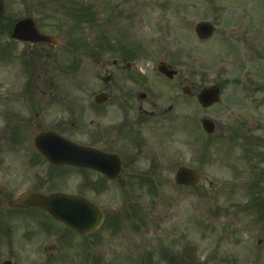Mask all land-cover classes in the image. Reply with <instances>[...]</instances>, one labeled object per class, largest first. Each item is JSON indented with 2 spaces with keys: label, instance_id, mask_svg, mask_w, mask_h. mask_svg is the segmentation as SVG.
Instances as JSON below:
<instances>
[{
  "label": "rangeland",
  "instance_id": "1",
  "mask_svg": "<svg viewBox=\"0 0 264 264\" xmlns=\"http://www.w3.org/2000/svg\"><path fill=\"white\" fill-rule=\"evenodd\" d=\"M114 1L119 15L135 21L137 40L147 36L146 59L139 61L146 74H155L160 61L179 72L168 85L156 78L158 89L167 93L168 86H174L176 96L184 85L197 94L204 86L220 85L221 102L203 109L196 94L171 100L158 93L160 98L149 99L147 110L153 100L155 112L160 109L162 114L170 105L174 112L141 127L147 152L119 182L106 184L95 198L111 217L90 240L96 243L93 253L101 252L103 259H85L81 256L86 252L69 248L58 254L60 259H39L30 248L14 247L19 253L17 264H140V259L143 264H264V0ZM104 5L110 4L104 2L102 10ZM25 11L15 1L7 17L24 18ZM51 17L44 15L38 21L56 34L58 17ZM201 21L217 25L213 39L201 41L196 36L195 25ZM103 25L106 28L105 19ZM111 42L116 45L119 38ZM96 67L87 60L82 94L98 91L99 80L89 71ZM201 118L216 122L213 136L203 131ZM154 121L159 122V142H153ZM179 166L200 171L202 183L197 188L176 186L174 173ZM140 175L153 181L135 183L137 178H132ZM132 200L141 214L131 215L130 220L124 216L120 228H109ZM160 243L174 259L171 254L170 259L158 258ZM10 251L0 245V260ZM150 251L155 255L150 256Z\"/></svg>",
  "mask_w": 264,
  "mask_h": 264
},
{
  "label": "flooded vegetation",
  "instance_id": "2",
  "mask_svg": "<svg viewBox=\"0 0 264 264\" xmlns=\"http://www.w3.org/2000/svg\"><path fill=\"white\" fill-rule=\"evenodd\" d=\"M3 1L9 6L15 1L21 3L26 8L23 19L33 18L39 31L51 36L44 31L37 13L46 12L52 0ZM66 3L72 7L68 10V13L73 12L72 21L75 5L79 19L73 21L77 31L73 28L61 33V48L13 40L10 29L22 18L11 17L6 21L5 15L0 24V173H3L0 175V241L15 246H37L43 259L54 256L48 252L49 246L65 247L73 237H85L58 223L43 209L13 208L11 203L32 195L49 198L55 193L85 198L92 194L96 198L102 194L103 179L115 182L97 171L52 164L39 152L38 137L54 134L72 141L78 138L82 147L118 155L125 171L135 160L134 146H140L133 143V137L141 139L139 133L134 134V128L142 119L132 121L131 115L135 109L140 115H147L143 110L147 97L141 99L142 90L126 85L142 87L145 84L141 67L131 62L124 52L114 56L110 51L108 55L114 57L102 59V51L96 48L93 56L87 55L81 22L85 21V0H67ZM94 24L97 31L94 34H100L101 16L94 17ZM86 56L89 66L97 65L96 70L89 71L99 80L98 91L87 95L74 94L69 88L57 89L55 80L63 77L67 83L70 79L77 91L82 90ZM66 58L72 60L66 62ZM44 61L47 65L55 63V70L49 66L42 68ZM55 90V94H48ZM102 93L107 95L108 101L98 104L94 97ZM137 152L143 154L140 148ZM10 259L17 258L13 255Z\"/></svg>",
  "mask_w": 264,
  "mask_h": 264
},
{
  "label": "water",
  "instance_id": "3",
  "mask_svg": "<svg viewBox=\"0 0 264 264\" xmlns=\"http://www.w3.org/2000/svg\"><path fill=\"white\" fill-rule=\"evenodd\" d=\"M3 13V6L0 0V19ZM199 33H206L208 32L206 26L204 24L199 26L198 29ZM41 40V39H39ZM217 91L216 90H206L204 91L200 96L199 100L201 104L204 107L211 106L213 103H215L218 100L217 97ZM203 126L205 130L209 133H212L214 131V125L207 121L203 120ZM176 181L180 185H192L195 186L199 183L200 178L199 175L196 172L188 171L185 169H180L177 174ZM73 201L68 198H64L62 196H54L53 199H51L47 205L44 207L51 212L54 216H56L59 220L66 222L67 220H70L72 217L69 213L70 208H74L77 206H73ZM77 214V213H75ZM74 215V214H73ZM88 215H90L88 212H85L84 219L85 224L90 225L91 222L88 221ZM71 224L76 228V225L78 224L76 219H74V222H71ZM84 230V229H82Z\"/></svg>",
  "mask_w": 264,
  "mask_h": 264
}]
</instances>
